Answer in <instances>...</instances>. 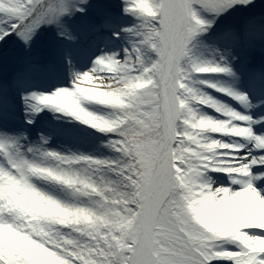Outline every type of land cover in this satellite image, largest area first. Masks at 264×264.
Masks as SVG:
<instances>
[{
	"label": "snow or ice",
	"instance_id": "1",
	"mask_svg": "<svg viewBox=\"0 0 264 264\" xmlns=\"http://www.w3.org/2000/svg\"><path fill=\"white\" fill-rule=\"evenodd\" d=\"M90 5L0 0V43L15 34L30 51L45 25L74 40L65 17ZM120 7V43L70 84L31 90L26 67L9 86L23 120L10 95L0 264H264V113L251 111L264 98L253 104L235 67L264 17L241 15L212 36L220 17L257 0ZM46 111L53 119L40 121Z\"/></svg>",
	"mask_w": 264,
	"mask_h": 264
},
{
	"label": "rangeland",
	"instance_id": "2",
	"mask_svg": "<svg viewBox=\"0 0 264 264\" xmlns=\"http://www.w3.org/2000/svg\"><path fill=\"white\" fill-rule=\"evenodd\" d=\"M261 4H264V0H257V7H255V8H251V9L245 11L244 13H236V12L227 13L224 16L220 17V19L217 21L216 28L214 29L212 36H215V34L218 30L222 29L225 25L232 23L234 19H236L237 17H239L241 15L247 16V17H254L259 21L261 17H264V8L259 6ZM109 7H114V8H116V10L115 11L110 10ZM87 14L89 16L88 17L89 20H93V21L95 20V23L100 24V25L102 23H105V24H112L115 27H120L122 24L125 23V21L122 17L120 0H91V5L89 7ZM65 20H66L67 25L71 29L72 20L67 19V17H65ZM100 29L102 30L103 28L99 27L97 31L99 32ZM256 30H260L259 24H257ZM113 31H115V28H113V27L107 28V26H105V30H103L101 32V34H103V36H105V37L112 36ZM261 32L264 33V31H261ZM13 36H14V34H13ZM13 36L7 38L3 43H0V60L4 61L6 59H10L12 63L13 62H15V63L21 62L23 64L24 63L26 64V62L28 60L32 59L31 50H34L39 45H41L43 40L39 39L36 35V37L34 38V40L32 42L31 50L30 51L29 50L23 51L20 49L21 44H20L19 38H17L12 45H9V42L13 39ZM212 36H209V38L212 39ZM261 38L262 37H260V36L253 35L250 37V39H248L247 41H244L243 45L245 48H247V44L250 45L249 42H251V41L253 42L254 40H257L258 45H256V46H259L258 49H260L262 51V50H264V40H262ZM22 45H24V44H22ZM235 67H236V69L241 71V67H240L239 63H238V65H235ZM247 67H249L251 69L258 68L254 72L249 71L248 75H250L252 73L264 75V65H260V64H257L256 62L252 61V62H248ZM47 69H45V74H44L45 76H47V78H45L44 81L41 83L42 86L33 88L31 90H42V89H45L46 87L54 86V85L63 83L64 78H59V79L55 80V79H53L54 77L53 78L48 77L49 71ZM50 74H51V72H50ZM66 79L68 80V82L70 84L71 79L69 77H66ZM0 83H1V81H0ZM7 91L9 92V90H7ZM15 93H17V92H15ZM2 95L3 94H1V96ZM3 96H5V95H3ZM12 102L14 104V111L12 112V115L15 117V123H17V125H19V123L23 120V102H22L20 96H16V99H12ZM2 107H5L6 109L9 110V104H7V105L3 104ZM8 114H9V112H8ZM53 115L54 114L52 112L46 111L45 113H42L40 115L39 119L42 121H45V120L51 121L53 119ZM5 116L8 117V115H5ZM68 147H70L73 151L77 150V146H75V145H69Z\"/></svg>",
	"mask_w": 264,
	"mask_h": 264
},
{
	"label": "bare ground",
	"instance_id": "3",
	"mask_svg": "<svg viewBox=\"0 0 264 264\" xmlns=\"http://www.w3.org/2000/svg\"><path fill=\"white\" fill-rule=\"evenodd\" d=\"M105 42V45H101V48L98 50V53H93V57H92V59H91V61L89 60V59H82L81 61H80V66H81V70L80 71H83V70H86L88 67H91V64H92V61L95 59V57L98 55V54H100V52H101V49H103L105 46H107L108 48H116L117 46H118V44L120 43V42H116V43H107L106 41H104ZM86 66V67H85ZM85 67V68H84ZM79 71V72H80ZM253 84V82L251 81V85ZM263 92H264V89H263ZM248 93L250 94V95H252L253 94V96H254V98H255V92H254V90L252 89V87H250V88H248ZM254 103L256 104L257 102H256V100H254ZM253 103V104H254ZM254 104V105H255ZM252 113H253V115H260V113H259V111H258V109L257 108H253L252 110Z\"/></svg>",
	"mask_w": 264,
	"mask_h": 264
}]
</instances>
